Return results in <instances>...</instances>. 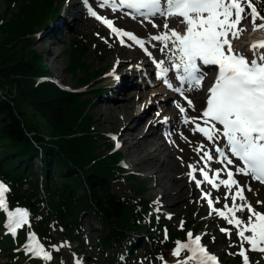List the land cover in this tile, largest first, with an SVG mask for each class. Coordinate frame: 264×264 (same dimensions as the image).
Here are the masks:
<instances>
[{
    "label": "trees",
    "instance_id": "obj_1",
    "mask_svg": "<svg viewBox=\"0 0 264 264\" xmlns=\"http://www.w3.org/2000/svg\"><path fill=\"white\" fill-rule=\"evenodd\" d=\"M7 2L10 15L0 12V181L10 189L6 194L9 209L26 207L30 218L13 236L5 231L6 213L0 210V253L9 254L10 264H22L28 232L50 243L75 239L78 219L89 211L102 226L98 247L114 250L107 264L122 259L124 252L133 254L135 264H146L132 251L135 245L144 244L138 232L146 233L159 225L154 207L142 198L146 188L134 186L129 195L120 196L106 190L111 179L128 174L121 162L122 153L95 127L91 100L52 80L48 65L28 47L36 26L57 14L55 0ZM13 4L17 5L15 12L10 10ZM257 7L261 8L258 1ZM260 14L264 16V11ZM72 48H77L74 40ZM69 58L72 72L86 69L87 79L97 73L72 51ZM78 80L82 84L86 78ZM37 118L44 121L45 134ZM105 142L108 152L100 151ZM82 177L89 179L90 187L91 177L102 179L95 195L87 193L88 184ZM159 230L147 243L172 260L173 254L166 250L174 249L177 241L183 242L185 231ZM220 235L227 240L226 234L220 231ZM74 252L78 250L74 248Z\"/></svg>",
    "mask_w": 264,
    "mask_h": 264
},
{
    "label": "rangeland",
    "instance_id": "obj_2",
    "mask_svg": "<svg viewBox=\"0 0 264 264\" xmlns=\"http://www.w3.org/2000/svg\"><path fill=\"white\" fill-rule=\"evenodd\" d=\"M257 1L261 7H264V5L260 4V0ZM89 4L97 10L98 15L101 17L111 19L113 16H118L119 18L117 21L120 25H123V18L126 16V18H124L125 20L136 24L138 31L137 34H134L142 40L144 39L145 34L154 36L165 30L164 25L161 29L153 27V23L150 21L154 22V18L145 19L140 13L134 15L132 18H128L125 11L129 10L130 12V9L127 7L121 6L117 9L120 10L121 13H115L117 10L113 11L111 6L100 7L99 0H89ZM7 5V0H0V12H2L4 16H6V14L7 16L10 15L7 10ZM55 5L58 7L57 14L48 19L44 24L36 26V30L33 32L34 34L30 36L28 47L34 50L48 65L49 76L52 80H55L69 91L78 92L82 94L84 98L91 100L89 108L93 115L95 127L105 134L108 137L107 140L112 142L114 147L122 153L121 162L124 165V169L128 174L130 173V175L135 176V178L132 179L128 174H124L119 176V178L111 179L109 183H106V190L113 195L120 196L129 195L134 186H136V188H139V186L146 188V190L142 192V198L149 200L154 207V217L156 220L158 218L159 225L157 226V229H154L153 227L148 228V231H146L147 229L145 228L144 232L146 231V233L138 232L137 235L138 237H141L144 244L135 245V249H132L134 254L139 256V259L146 264H176L178 259H183L189 255L187 250H181L178 257L173 256L172 260H167V258L160 253L161 250L155 252L151 245L147 243V240L149 237H153L155 232L158 234L159 232L156 230L159 229L162 230L163 228H168L169 232L180 230V224L183 222L184 227L182 229L185 231V239L183 242H186L187 233L189 231L193 233V238L196 235H201V243L206 246L208 252L215 253L220 257L221 264H241L243 261L242 257L238 254L240 248L236 236V228L233 225H229L224 218L217 216L215 213L211 216L209 215L208 201L202 198V191L212 193L211 198L214 201V207L217 209H223L225 203L231 206L232 201L230 196L229 199L225 200L224 194L226 191L224 188L219 187V189H216L206 182L202 183L201 186L197 188L195 180H190L187 175L189 164L195 165L197 169L204 167V161L200 159L203 152L198 154L197 161L192 163L189 161L188 157L183 156V154H187L190 145L185 148L176 147L178 158L175 163L176 169L174 172H171V168L168 164H159L160 168L168 171V175L171 173L180 174V179L177 177L175 183L179 184V189L183 190V195L180 198L171 201H164L160 191L161 186L156 178L154 176H147L145 170L135 169L129 164L126 157V149L121 146L123 138L119 136V132H121L125 126L123 124L114 126L113 122L110 120V111L104 110L102 107H97L98 104L103 105L104 103L116 105L125 101L126 96L129 94L132 96L134 92L146 91L145 95L137 100L135 106V108H141L142 111H145L146 114L144 115V119L148 116L149 119L151 116H155L157 121H165V116L168 115L170 117L167 111L161 112V110H159L161 107L159 104L150 105L145 108L147 103L150 102V98L154 91L160 90V88L163 87H166V89L174 93L170 99L173 100L175 97L182 99L178 93L166 86L163 79L157 80L154 77L156 75V68H153L154 66L152 65L151 59L156 58L158 61H163V57L159 56L162 44L159 42L158 46L154 48L152 40L144 43L152 54V57L150 58L138 49L133 41L129 39L124 40L125 43L121 44L120 38H118L108 26L89 15L82 0H55ZM10 10L15 12L17 10V5L13 4ZM144 11L145 10H142V12ZM60 18H62L63 24L61 27H57L56 22ZM143 21L147 22L153 30H144L142 27ZM243 22L246 29L251 27L250 17ZM257 23H260V21L258 20ZM155 24L157 25V23ZM154 29H156V32H154ZM122 30L131 32L129 31L130 29L127 28H123ZM247 32L248 31H245L241 38L236 40L238 43L235 44V47L240 48L243 46L241 43L242 41L249 40V36L246 35ZM72 40L75 41L77 48H72ZM113 46L123 48L126 52L119 51L118 55H113ZM71 51L75 56L80 57L81 61L86 64L88 69L97 70V73L91 76V79L89 78L90 81L87 79L88 72L86 69H77L75 73L70 70L69 57ZM137 54L139 57L136 56ZM139 66H144V68H142V71L139 72V76H137L135 69ZM147 70L149 72L144 77L143 73L147 72ZM112 72H114V74L110 75L109 73ZM116 77H119V79ZM79 78H86V80L80 84L78 80ZM132 79L135 86L126 87L125 90L128 92L127 94H125V90L123 92L117 91L119 83H123V80L129 81ZM169 82L173 84L172 81ZM173 86L176 87L174 84ZM157 95H160V93ZM184 95L186 94L184 93ZM204 101L205 100L203 99L196 110L192 108V114L188 116L194 117V114L199 115L201 105ZM193 104L195 103L193 102ZM27 111L31 113L30 110ZM157 113H159V115H157ZM149 119H146V122L141 125L142 128H145L149 124ZM37 121L41 131L45 134L46 127L44 121L40 118H37ZM176 121L178 122L179 120ZM173 123L174 122H172L170 118L166 123L167 128L161 129V136L165 138L166 141H169L167 138V132L169 129L175 127V124ZM185 127H188L190 130L192 128V123H188ZM173 131L176 132L177 130ZM138 134L139 133H136L135 137L138 136ZM113 136H115L116 139H113ZM194 141L195 146L192 148L193 152H196L195 148L197 145L203 144V150L213 151V155H215V146H211L212 142L206 140L202 136H199L198 139L195 138ZM117 143L120 144L119 148L116 147ZM220 143L221 141L219 144ZM101 150H105V152L109 151L106 142L100 151ZM235 161L239 164L236 158ZM34 162L35 165H37V160H34ZM215 169H222L220 162L216 159L208 162L210 175H212ZM225 176L226 174L220 176L219 179H224ZM239 176L244 179L242 185L253 186L251 191H244L245 197L248 195L249 199H252V201L247 200L248 203H250L257 211L264 212V204H257L258 200L264 201V188L259 186L262 184L256 180H247L244 175ZM195 177L196 179L203 180V177L200 176L198 172L195 173ZM91 178L93 180L92 187H90L88 183L89 179L82 177L84 182L88 184L87 193L95 195L97 193L96 190H98L97 187L102 183V179L98 177ZM217 197L220 198L218 202L216 201ZM237 203L242 204L243 201L237 200ZM38 208H41V206L39 205ZM157 209H159V211H157ZM44 214L45 212L42 211V215ZM236 215L246 221L249 213L245 209L243 212H237ZM77 224L75 228L77 238L66 240L67 242H44L35 235L36 241L43 245L46 251L50 252L51 259L43 260L25 251L22 254L23 258L20 259L22 264H75L76 260H79L80 264H107V260L109 257H112V252L114 250L112 248L103 250L98 247L97 240L99 239V234L102 229L99 221L95 219L92 213L86 211L80 215ZM220 228H229L231 230V236L229 237L226 235L228 236L227 240H223V237L220 235ZM53 229H55V226H53ZM131 233L136 235L134 231ZM213 237H215V240H213ZM1 240L2 238L0 237V241ZM26 243L25 240V244ZM51 245H57L59 250L57 251L53 249ZM74 248H76L78 252H74ZM245 248H248L247 244H245ZM167 252L172 253L173 249L166 250V253ZM123 254L124 257L122 259H115L112 264H135L132 257L133 254H127L126 252ZM247 256L250 264H264V253L259 251H247ZM160 257H163V260H161ZM10 262L8 253H0V264H10Z\"/></svg>",
    "mask_w": 264,
    "mask_h": 264
},
{
    "label": "snow or ice",
    "instance_id": "obj_3",
    "mask_svg": "<svg viewBox=\"0 0 264 264\" xmlns=\"http://www.w3.org/2000/svg\"><path fill=\"white\" fill-rule=\"evenodd\" d=\"M82 2L87 6L89 15L108 26L120 38L121 44L125 43L123 37H127L152 57L151 52L144 47L142 39L134 33L113 27L111 20L99 16L89 6V0ZM260 4L264 5V0H260ZM99 6H111L113 11L121 6L138 12L146 10L147 15L140 13L145 19L157 15L164 17L165 31L152 36L151 39L161 42L160 51L167 50L170 53L171 69L164 67L163 61H155L153 58L156 76L163 79L169 89L180 94L187 101L189 108L194 109L195 106L184 95L183 86L188 85L189 91L193 90V86L199 89L203 86L207 71L216 70L215 80L207 90L206 107L199 117H189L185 107L179 103L176 105L183 114V122L195 124L193 133H201L215 145V155L213 151L203 150V144L197 145L195 151L197 154L203 152L200 159L204 161V167L197 169L195 165L189 164L187 175L190 180H195L197 188L206 182L216 189L221 185L229 189V192L224 194V199L227 200L230 196L232 203L231 206L225 203L223 209L214 207L211 192L202 191V198L208 201L210 216L215 213L236 228L240 248L238 254L242 257L243 264H250L247 251L264 253V212L257 211L248 203L244 191L252 189L248 185H240L235 176H250L264 184V38L248 44L247 51L243 47H235L234 42L246 31L243 21L249 17L253 32L264 30V16L260 14L264 7L258 8L257 0H100ZM169 17L182 18L180 23L185 26L182 34L176 29H169ZM258 20L260 23H257ZM150 22L153 27H159L153 21ZM170 70H174L175 79L181 86L174 87L169 82ZM164 119L167 121L168 118ZM198 119L202 120L206 127L196 123ZM217 124L221 127L218 128ZM112 138L116 139L115 136ZM221 140L226 143V149L217 143ZM116 147L119 148L120 144L117 143ZM230 157L236 158L240 163L237 164ZM214 159L224 164V168L215 169L210 176L208 162ZM229 165L232 167L229 168ZM222 171L226 172L227 179H219ZM197 172L203 180L196 179ZM234 186L236 191L232 193ZM9 191L6 183L0 181V210L6 213L7 231L15 236L19 228L28 224L29 214L21 207L9 209L6 199ZM219 199L217 197L216 201ZM237 200L243 203L238 204ZM257 204H264V201L258 200ZM245 209L249 213L246 221L236 215ZM180 227H184L183 222ZM220 231L231 236L229 228H220ZM26 240L27 243L23 245L26 252L43 260L51 259L50 252L36 241L35 233L28 232ZM245 244L248 245L247 249ZM51 247L59 250L57 245ZM181 250H187L189 255L178 259L176 264H218V258L209 253L201 243V235L193 238V233L189 231L186 242H176L173 256L178 257ZM160 259L163 260V257ZM75 264H80V261L76 260Z\"/></svg>",
    "mask_w": 264,
    "mask_h": 264
},
{
    "label": "bare ground",
    "instance_id": "obj_4",
    "mask_svg": "<svg viewBox=\"0 0 264 264\" xmlns=\"http://www.w3.org/2000/svg\"><path fill=\"white\" fill-rule=\"evenodd\" d=\"M100 1V0H99ZM118 2V0H117ZM135 13L137 14V10H135ZM142 11V10H140ZM115 13H121L120 10H117ZM124 16V15H123ZM128 17V18H132ZM119 17L118 16H113L111 19L113 22V27L115 28H127L130 29L131 33L137 34L138 28L135 23L128 22L123 18V25H120V23L117 21ZM58 20V19H57ZM154 22L157 23L159 27L156 29H161L163 25L165 24V19L161 21V16L157 15L154 17ZM168 26H172L171 29H176L178 32H180V28L182 25L180 24V27H177V23L179 24V21L176 20L174 17H169L167 20ZM63 24L62 18H60L56 22L57 27H61ZM244 25V22H243ZM123 27V28H122ZM142 27L146 31H151L153 30L151 26L147 22H142ZM156 29H154V32H156ZM165 31V30H164ZM163 31V32H164ZM248 31L246 33L247 36H249L248 41H242L241 47L247 51V45L250 44L251 42L255 40H259L264 38V30H260L259 32H253L252 27H249L246 29ZM161 33V32H160ZM182 34V32H180ZM152 36L145 34L144 35V43H147L151 39ZM124 40H127V37H123ZM153 41V40H152ZM154 43V48L158 46V41H153ZM161 43V42H160ZM238 42L235 41L234 44H237ZM131 47L130 45H128ZM146 48V45H144ZM169 47L171 45L169 44ZM240 47V48H241ZM113 55H118L119 51L121 52H126L125 49L123 48H118L116 46H113ZM137 57L138 54L136 55ZM160 57H163V62H164V67H168L171 69V61L169 59L170 53L165 50L161 51L159 53ZM149 57V56H148ZM141 68V69H140ZM142 68L144 66H139L138 68L135 69L136 75L139 76V72L142 71ZM155 69V67H153ZM147 72H144V77L148 74ZM114 73V72H112ZM213 73V72H212ZM212 73H207L206 79L209 80L212 78ZM157 80H162L158 79L157 76H154ZM169 81H172L176 87L181 86L176 80H175V75H174V70H170L168 74ZM129 86H135V83L132 80H123V83H119V87L117 88V91L123 92L126 87ZM125 90V94H127ZM146 91L143 92H134L133 95L131 94L127 95L125 98V101L118 103L116 105H110L108 103H104L103 105L98 104L97 107L102 109L110 111V120L113 122L114 126H119V125H124L125 127L121 132H119V136L123 138L121 141V146L126 149V157L128 159V162L130 165H132L135 169H143L146 171L147 176H154L156 180L159 182L161 186V194L163 196L164 201H171L180 198L183 195V190L179 189L180 185L175 183V180L180 179V174L177 173H171L168 175V171L160 168L159 164H168L171 168V172H174L176 169V161H177V152H176V147L179 148H185L186 146L190 145L187 154H183V156L188 157L189 161L194 163L198 159V154L196 152H193L192 148L195 146V138L198 139L199 136L204 137L201 133L196 132L193 133L192 129L195 127V124L192 123V128L189 130L188 127H185L187 125L186 123L183 122V114L179 112V109L177 108V103H179L181 106L185 107L187 115L192 114V108L188 107L187 102H184L182 99L175 97L173 100L170 99L171 96L174 95L173 92H170L166 87L160 88V90H155L154 93L152 94V97L150 98V102L147 103L145 108H147L150 105H160L161 107L159 110L161 112L167 111L170 117H167L168 119L171 118V121L174 122L175 127L169 129L167 132V138L169 141H166L165 138L161 136V129L167 128V121H157V118L155 116H151L149 119V116L144 119V115L146 114L145 111H142L141 108H135L137 100L140 99L142 96H144ZM160 93V95H157ZM184 93L186 96L193 101L195 104L194 110L197 109L198 105L202 102V100H206L205 96V87L202 89H194V90H185ZM194 99V100H193ZM171 100V101H168ZM173 101V102H172ZM169 104V105H165ZM166 115V114H165ZM199 115L194 114V117H199ZM146 119H149V124L145 127L142 128V124L146 122ZM176 120H179L178 122ZM200 121V119H198ZM200 123V122H196ZM165 124V126H164ZM173 130H177L174 132ZM189 130V131H188ZM139 133L138 136L135 137V134ZM118 136V135H117ZM135 137V138H132ZM183 137H187V139H184ZM205 138V137H204ZM133 139V140H130ZM220 141H218L219 143ZM211 146H215L213 143H211ZM220 146L222 148H227L226 143L221 140ZM204 147V145H203ZM230 155V154H229ZM235 160L234 157H230ZM220 166L222 169L224 168V164L220 163ZM229 168L232 166L229 165ZM226 174V172L222 171L220 176ZM247 180L251 179L249 176H246ZM224 179H227V175L225 176ZM235 179H237L242 185V182H244V179L240 177L239 175L235 176ZM255 181V180H253ZM250 188L252 189V185H249ZM260 187L264 188V186L259 185ZM220 187L224 188L226 192H229V189L226 188L225 186L221 185ZM232 193L236 191L235 186L231 189ZM245 191H248L245 189ZM247 200L252 201V199H249L248 195L246 196Z\"/></svg>",
    "mask_w": 264,
    "mask_h": 264
}]
</instances>
